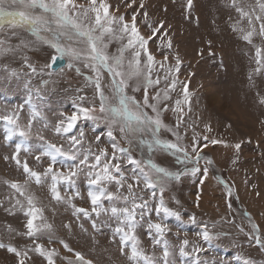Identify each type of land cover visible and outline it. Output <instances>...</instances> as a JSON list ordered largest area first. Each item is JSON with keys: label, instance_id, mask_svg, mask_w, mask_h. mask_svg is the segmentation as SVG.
<instances>
[{"label": "rangeland", "instance_id": "rangeland-1", "mask_svg": "<svg viewBox=\"0 0 264 264\" xmlns=\"http://www.w3.org/2000/svg\"><path fill=\"white\" fill-rule=\"evenodd\" d=\"M80 2L87 4L88 0H80ZM106 2L111 5L110 12L116 16L123 15L130 21L131 15L136 14L140 33L145 37H152L149 40V50L158 61L168 54L166 67L175 64V54L180 56L182 64L178 76L180 81L188 84L191 111H188V105H182L186 115L183 116V123L176 129L180 114L173 112L172 108L176 99L183 100L182 85L178 84L170 93L172 99L165 102L169 110L162 113L164 122L183 137L179 143L190 145L195 135L201 144L205 143L203 137L207 136L209 141L219 139L229 145L224 147L223 144L209 143L201 153L213 161V164L208 166V178L203 184L200 183L202 176L199 173L195 178L190 175L184 176L179 182L168 184L164 192L165 202L182 217L181 220L168 217L164 221L171 229L165 235V239L172 246L173 256L170 259L174 264H190L192 257L185 258L179 255V247L182 241L187 239L189 241L187 250L190 251L195 245L204 249L199 252L202 264L205 262L238 264L237 256L250 258L255 264H264V250L256 246L246 235L251 233L252 223L258 224L264 235V105L258 103L257 96V93L264 96V70L255 72L257 64L254 47L244 41L242 34L233 31L232 27L238 25L247 30V20L240 17L231 0H193L190 12L185 7L186 0H135L132 7L127 6L131 0H106ZM142 2L143 8L140 7ZM237 4L245 7L246 10L250 7L255 8L259 13L257 0H237ZM145 12L147 18L144 17ZM161 22L163 28L153 35V29L159 27ZM256 23L258 28L259 24ZM169 38L172 41V49L167 48ZM0 40L5 42L4 47L13 49L11 53L0 56V117L16 114L23 126L31 119L32 111L35 109L43 119L37 117L33 121V133L43 130V135L47 139L63 144L67 149L68 142L57 137L51 126L58 122L60 112L75 111L73 100L77 96L85 95L89 101L93 98L94 87L88 84L85 76L94 73L81 64L78 66L81 67L83 75H77L75 69L69 70L66 67L53 75L33 74L25 63V57L28 58V63L39 69L52 50L38 44L33 35L21 28L13 29L6 26L0 31ZM25 44L28 47H24ZM254 44L264 46V41L256 36ZM119 46V41H113L108 49L109 54H117ZM13 70L17 73L16 76L11 75ZM157 74L161 76V83L158 88L150 89V94L165 88L167 84L163 79L164 71L159 67L153 72V76ZM109 79L105 74L106 91H108ZM45 81L48 83L45 84ZM81 89L83 91H80ZM135 95L139 99L142 93ZM163 106L162 104L161 107ZM45 122L49 124L47 129L44 128ZM206 126H210L211 131H207ZM7 127L6 122L0 119V204L3 205L0 207V241L11 243L24 250L34 246L28 237L17 234L26 232L27 217L18 207L13 209L14 215L5 211L14 204L18 194L14 195V190L4 181L23 183L26 179V174L18 169L13 161L3 159L5 155L11 156L14 153L15 144L21 140V137L16 135L9 141ZM77 128H82L85 133V141L79 146L82 154L89 146L92 147L93 152L97 150L94 139L97 135L101 136V145L109 147L111 152L106 128L102 123L96 126L92 121L81 119ZM116 135L122 147H129L125 141L119 139V133ZM160 136L161 139L173 142L176 140L166 130H161ZM27 143L33 155L22 151L21 158L27 159L35 170L41 171L46 166L47 158L42 157L45 164L40 166H37L33 158L41 151V141L33 135ZM236 143H241L239 152L231 146ZM142 151L145 157L149 155L146 147L141 149L133 143V156L139 159ZM152 158L170 171H179L185 167L177 162L175 156L160 150H157ZM71 163L73 162H66V164ZM123 166L129 168L126 162ZM187 166L191 167V165ZM200 167L202 169L205 167L204 161H201ZM64 170L67 171V168L65 167ZM126 174L131 175V172ZM217 177L233 189L231 208L228 206L227 190L224 184L216 179ZM75 179V187L69 188L63 183L59 185L61 195L65 199L71 198L77 207L90 208L86 170ZM108 190L116 189L114 185H108ZM29 191L36 197L37 205L43 208L47 221L53 225L55 232L53 241L49 243L48 237L41 235L40 242L45 248L56 250L58 255L54 257L55 264H69V262L76 264L75 252H80L86 259L92 260L93 264H133L129 259L130 249H125L122 254L119 238L115 237L113 242V229L117 221L110 214H101L97 219L99 230H96L92 228L89 220L83 217L78 220L69 205L53 200L48 184L38 186L34 182H29ZM76 192H79V196L75 195ZM257 192L259 196L256 195ZM142 194L149 199L150 206L158 202L159 193L156 198H151L148 192ZM198 196L200 199L197 207ZM103 203L106 208L110 207V202L103 201ZM25 206H27L26 202ZM245 213L251 216V221ZM192 216L196 217L195 223L189 222ZM93 218H95L94 214ZM147 219L146 216L145 221ZM151 220L159 222L160 217L153 211ZM69 224L70 230L65 227ZM81 224L87 231L81 229ZM205 224L209 225L212 232L221 234V238L213 241L211 245L204 242L199 235ZM8 226L15 231L9 233ZM240 228L244 231L241 232ZM137 235L145 253L150 256L154 254L159 264H162V247L154 245L155 233L148 229L146 222H141V226L137 228ZM59 240L67 243L73 251H67ZM29 256L31 259L26 264H47L38 253L29 252ZM0 264H17V257L6 249H0Z\"/></svg>", "mask_w": 264, "mask_h": 264}, {"label": "snow or ice", "instance_id": "snow-or-ice-1", "mask_svg": "<svg viewBox=\"0 0 264 264\" xmlns=\"http://www.w3.org/2000/svg\"><path fill=\"white\" fill-rule=\"evenodd\" d=\"M134 3L135 0H131L127 6L132 7ZM231 4L240 17L247 20V30L238 25L232 27L233 31L240 32L242 39L254 47L257 64L255 72L259 73L264 70V46L254 44V37L258 36L264 41V0H257L259 13L251 7L246 10L245 7L237 4V0H231ZM110 7L111 5L106 0H88L87 4L80 0H0V31H3L6 26L13 29H26L36 38L38 44L52 50L39 69L28 63V58L25 57V63L33 74L53 75L57 72V65L60 61L65 62L67 69H75L77 75H83L81 67L78 66L81 64L94 73V75L85 76L88 84L94 87L93 98L89 101L85 95L77 96L73 100L75 111L60 112L58 122L51 126V130L57 137L68 142L67 149L63 144L47 139L43 135V130L33 133V121L37 117L43 119L35 109L32 111L31 119L23 126L16 114L0 117L8 125L7 139L9 141L16 135L21 137L20 142L15 144L14 153L11 156L5 155L3 159L13 161L15 166L26 174L23 183L4 181L10 189L14 190V195L18 194L14 204L5 211L14 215L13 209L18 207L23 212V215L27 217L26 232L17 234L25 235L34 245L21 250L11 243L6 244L0 241V249H6L7 252L14 254L17 257V264H26L31 259L29 252L38 253L47 261V264H55L54 257L58 255L55 249H47L40 242V236L46 235L48 242L51 243L55 232L53 225L44 216L43 208L37 205L36 197L29 191V182H34L38 186L48 184L52 199L57 203L63 202L69 205L73 209V215L78 220L81 217L89 220L93 229L99 230L97 219L101 214H110L117 221L113 229V242H115V237L119 238L122 254L125 249H130L129 259L133 264H159L154 254L151 256L146 254L140 246L137 228L141 226V222H146L148 229L155 233L154 245L162 247V264H174V261L170 259L173 256L172 246L165 239L166 233L171 229L164 221L168 217H175L177 220H181L182 217L178 211L167 206L164 192L169 183L179 182L182 177L189 175L195 178L198 173L202 176L200 183L203 184L208 178V166L212 165L213 161L201 153L209 146V143L229 147L226 142L219 139L209 141L207 136L203 137L205 143L201 144L195 135L190 145L179 143L183 137L164 122L162 113L169 110L165 102L172 99L170 93L177 88L178 84L182 85L183 100L176 99L172 108L173 112L180 114L176 129L183 123V116L186 115L182 105H188V111H191L188 84L180 81L178 76L182 64L180 56L175 54V64L166 67L168 54H165L161 61L157 60L148 47L152 37H145L140 33L136 23V14H132L129 21L123 15L116 16L111 13ZM140 7H144L143 2ZM185 7L190 12L193 0H186ZM144 17L147 18V12L144 13ZM256 22L259 24L258 28ZM163 26L161 22L159 27L154 28L153 35ZM164 35L166 36L167 33L165 32ZM113 41H119L120 46L117 48V54L110 55L108 49ZM4 43L0 40V56L13 51L12 48L4 47ZM209 46H211V41H209ZM24 47L28 45L25 44ZM167 48L172 49L170 38L167 40ZM157 67L164 71L163 79L167 81V84L165 88L150 94V89L158 88L161 83L159 74L153 76ZM105 74L110 78L107 85L108 91L105 90ZM11 75L16 76L17 73L13 70ZM44 83L47 84L48 81ZM135 93H142V95L138 99ZM257 96L258 103L264 105V96H260L259 93ZM162 104L163 107H161ZM81 119L92 121L96 126L101 123L105 126L111 152L109 147L101 145V136L97 135L94 138L97 150L93 152L92 147L89 146L82 154L79 146L85 141V133L82 128H77ZM44 128H49L47 122L44 123ZM206 129L211 131L210 126H206ZM161 130L170 132L176 138L175 142L161 139ZM117 133H119V139L125 141L129 147L121 146ZM33 135L41 141V151L33 156L37 166L45 164L42 157L47 158L46 166L41 171L31 167L27 159L21 158L22 151L33 155L27 143ZM133 143L141 149L146 147L149 155L145 157L142 151L141 157L137 159L132 154ZM231 146L239 152L241 143ZM157 150L175 156L177 162L185 167L179 171H170L161 166L152 158ZM67 161L73 163L66 164ZM201 161L205 163L203 169L200 167ZM124 162L129 168L126 169L123 166ZM65 167L67 171L64 170ZM85 170L89 184L87 195L90 208L77 207L71 198L65 199L59 187L61 183L69 188L75 187V178H78ZM129 171L131 175L126 174ZM216 179L224 184L229 200L228 206L231 208L233 189L219 177ZM108 185H114L116 190L109 191ZM144 192H148L151 198H156L159 193L158 202L150 206L149 199L142 194ZM75 195L79 196V192ZM256 195L259 196V192ZM199 199L198 196L197 207ZM103 201L110 202V207L106 208ZM2 206L0 204V207ZM153 211L160 217L159 222L151 220ZM245 215L251 221V216L248 213ZM146 216L147 221H145ZM189 222L195 223L196 217H190ZM65 227L71 229L70 224ZM80 227L87 231L83 224ZM8 231L11 233L15 230L8 226ZM240 231L243 232L244 229L240 228ZM199 235L209 245L221 238V234L212 232L207 224L204 225ZM246 235L256 246L264 250V235L258 224L252 223L251 233H246ZM59 243L63 244L67 251H73L63 240H59ZM188 248L189 241L184 239L179 247V255L185 258L192 257L190 264H202L199 252L204 249L198 245L193 246L190 251L187 250ZM75 259L76 264H93L92 260L86 259L80 252H75ZM236 259L238 264H255L250 258L237 256Z\"/></svg>", "mask_w": 264, "mask_h": 264}, {"label": "water", "instance_id": "water-1", "mask_svg": "<svg viewBox=\"0 0 264 264\" xmlns=\"http://www.w3.org/2000/svg\"><path fill=\"white\" fill-rule=\"evenodd\" d=\"M64 66H65V62L64 61L58 62L57 71L60 70V69H62Z\"/></svg>", "mask_w": 264, "mask_h": 264}, {"label": "bare ground", "instance_id": "bare-ground-1", "mask_svg": "<svg viewBox=\"0 0 264 264\" xmlns=\"http://www.w3.org/2000/svg\"><path fill=\"white\" fill-rule=\"evenodd\" d=\"M214 88V87H213ZM214 90V89H213ZM220 107V106H219ZM234 109V108H233ZM228 112V111H227ZM208 199V198H207ZM206 200V199H205ZM205 204V203H204Z\"/></svg>", "mask_w": 264, "mask_h": 264}]
</instances>
